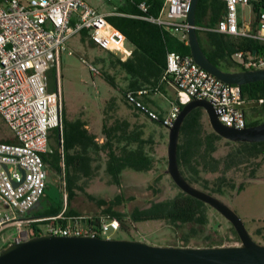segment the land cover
Here are the masks:
<instances>
[{
	"label": "built area",
	"instance_id": "built-area-1",
	"mask_svg": "<svg viewBox=\"0 0 264 264\" xmlns=\"http://www.w3.org/2000/svg\"><path fill=\"white\" fill-rule=\"evenodd\" d=\"M119 1L134 5L139 11L138 15H123L171 29L183 38L188 36L191 0H162L157 15L150 14L151 5L145 0ZM220 1L226 5L223 18L214 27L196 25V30L250 38L264 46V11L257 14L253 11L254 3L261 0ZM108 16L86 0H31L28 4L0 0V115L16 139L15 143L0 142V241L3 244L28 240L31 225L36 222L46 223L40 225L43 229L38 226L39 235L111 238L112 233L119 231L120 222L115 219L102 217L99 226L93 227L87 221L92 219L90 215L68 216L65 181L61 182L60 196L64 209L59 214L45 220L29 216L47 188L43 155L52 152L51 131L63 129L64 101L59 73L62 56L74 55L69 48L70 40L85 31L98 46L121 55L122 60L132 53L125 46L126 36L108 21ZM235 56L237 67L264 68V55L238 52ZM82 60L93 75L99 73L95 65ZM53 71L55 84L51 79ZM162 81L175 91L171 109L165 115L161 116L145 102L151 95L149 89L127 90L124 98L143 116L167 128L182 108L195 99L209 101L226 126L246 127L242 108L246 100L241 87L217 79L196 64L191 55L168 53ZM7 229H14L8 239L2 236Z\"/></svg>",
	"mask_w": 264,
	"mask_h": 264
},
{
	"label": "trees",
	"instance_id": "trees-1",
	"mask_svg": "<svg viewBox=\"0 0 264 264\" xmlns=\"http://www.w3.org/2000/svg\"><path fill=\"white\" fill-rule=\"evenodd\" d=\"M140 1L143 0H136V2ZM145 1L151 5L150 14L157 15L161 9L162 0ZM116 11L122 14H139L134 5L127 3H122V6L117 8ZM225 11L226 5L220 0H198L195 14L196 25L214 27L223 18ZM253 11L256 14L259 11H264V0L255 2ZM108 21L120 30L129 43L134 46L132 56L127 61L122 62L116 53L98 46L85 31L81 33V41L86 42L88 39L91 45L101 48L108 54H112V56L115 55L117 65L134 77L129 86L130 89L142 88L145 85L156 86L164 74L168 53L176 52L181 55H191L187 35L185 38L178 37L164 27L125 15L110 16ZM197 32L203 51L209 60L222 70H244L237 67L233 60L238 52L264 55V46L256 40L216 32ZM142 73H145L146 76L144 77ZM104 78L111 86L117 88L112 77L105 75ZM51 79L55 84V71L52 72ZM52 88L54 89V87ZM241 90L244 98L251 103H259V100H264V81L245 84L241 86ZM125 102L131 109L137 111L126 100ZM262 112L263 119L253 122L250 126L264 122V103ZM137 113L139 112L137 111ZM160 115L163 114L160 113ZM104 116L103 135L105 141L102 144H99L96 137L86 129L87 124L85 122L77 120L70 123L63 117L62 132L56 129L55 134H53L56 141L54 145H51L52 152L43 155L47 173L56 172L61 175V180L66 182L69 202L76 196V190L81 189L78 182L82 179L92 178L100 167L104 169L105 174L110 178V182L120 187L122 186L124 171L133 170L147 173L152 170L155 164V157L150 146L154 145V142L151 138H145L144 125L140 126L135 123L133 129L130 130L128 122L114 119L113 116L109 118L105 111ZM3 122L5 123L0 115L2 126ZM151 122L165 128L158 121ZM223 140L211 129L207 114L203 109H195L187 116L180 133L178 163L182 175L190 184L200 185L204 191H209L207 190L209 179H203L202 172L216 173L220 170L227 172L244 165L247 159L258 160L261 156L264 159V142L250 144L226 141L230 145V152L224 160V168L222 169L221 160L214 157L213 154L218 151L219 144ZM0 142L15 143L16 139L14 137L12 139L5 138L0 139ZM101 153L106 154L105 163H100L96 159V156ZM98 163L99 165H95ZM219 180L223 183L227 181L226 177ZM231 188L234 189L235 185L231 184ZM90 198L93 199V197ZM122 201H124L123 196H117L102 213L92 216L89 214L92 219L89 218L87 221L91 226L98 227L100 219L107 217L108 219L118 220L123 229L128 224V220L133 223L165 220L174 226L185 227L190 225L193 228L196 225L203 227L208 222L206 204L182 191L171 199L150 202L149 207L136 208L131 213L120 212L113 208V205L120 204ZM102 203L106 204L104 201ZM63 209L64 205L61 200L57 203L50 198V204L48 203V207L41 214L42 216L51 217L59 214ZM67 215L73 217L81 214L69 209ZM45 224V222L33 223L30 238L39 235L41 230L38 226ZM63 224H67V221H64ZM232 231L234 239L239 242V237L234 228H232ZM195 232L196 230L193 229V233ZM99 237L106 238L102 235H99ZM183 239L185 243L178 246H190V235L185 236ZM7 245L9 243L3 245L2 248ZM213 246H223V244L207 245V247Z\"/></svg>",
	"mask_w": 264,
	"mask_h": 264
},
{
	"label": "rangeland",
	"instance_id": "rangeland-1",
	"mask_svg": "<svg viewBox=\"0 0 264 264\" xmlns=\"http://www.w3.org/2000/svg\"><path fill=\"white\" fill-rule=\"evenodd\" d=\"M19 1L28 4L31 0ZM86 1L99 11H113L122 6V2L119 0L110 3L105 0ZM248 11L250 10L248 9ZM78 39L79 37H76L70 41V48L73 49L74 55L64 54L60 63L59 82L63 94L65 119L70 123L77 120L87 122L94 128L93 131L97 132L102 128L104 111L110 118L116 114L118 109L124 108L126 112H129L132 121L137 125H144L145 138L153 140L154 145L150 146L155 157V164L152 170L147 173L133 170L124 171L122 186L120 187L112 184L104 169L100 167L92 178L82 179L78 182L81 189H77L74 199L68 202L67 213L69 209L81 214L79 216H87L88 214L92 216L102 213L108 208L110 202L114 201L119 195L123 196L124 201L113 205V208L124 213H129L134 208L148 207L150 202H159L175 197L180 189L176 187L166 173L168 165V130L149 121L126 105L124 92L128 88L123 84L124 79L120 78L118 80L120 69L116 62V56H112L106 51L103 53L101 48L91 45L88 39L84 42L85 45L82 46ZM83 58L98 68L99 73L97 75L90 72L88 65L83 62ZM233 59L237 60V57L234 56ZM105 75L115 80L117 88L106 81ZM174 93V91H171L169 94L174 96ZM161 104L166 112L170 111L171 106L164 99H162ZM51 133L55 134V130ZM13 137V133L7 125L3 122L2 126L0 123V139H12ZM55 141L54 137L52 145ZM229 152L230 145L226 143V140L221 141L215 157L221 159L222 169ZM96 159L100 163H105L106 154H98ZM96 165H99V163ZM202 175L203 179H209L211 188L217 187L219 184L225 187L227 183L219 180L222 177H226L229 183H233L236 187L244 184V190L240 194L237 189L225 188V195L218 193L213 195L227 202L247 225L253 239L259 244H264V160L262 156L258 160L247 159L244 165L227 172L222 170L216 173L202 172ZM49 177L51 184L59 188L61 175L56 172H49ZM195 186L203 190L200 185ZM206 192L210 193L209 191ZM90 197H93V199ZM49 201V199L42 201V210L48 207ZM103 201L106 204H103ZM209 215V224L202 230L196 229L197 233L194 234L190 242L191 247H204L219 243H222L223 246L240 245V241L234 239L233 227L228 220L213 209H209ZM43 227L39 226L41 229ZM185 228L186 231H189L192 226L189 225ZM12 232L14 233V229H7L2 236L8 239ZM111 236L113 239L143 240L152 245L178 246L185 243L182 231H177L166 221H146L133 224L128 222L124 229L112 233Z\"/></svg>",
	"mask_w": 264,
	"mask_h": 264
},
{
	"label": "water",
	"instance_id": "water-1",
	"mask_svg": "<svg viewBox=\"0 0 264 264\" xmlns=\"http://www.w3.org/2000/svg\"><path fill=\"white\" fill-rule=\"evenodd\" d=\"M197 4L198 0H191L188 16V45L195 63L227 84L241 87L264 81V68L225 71L209 60L196 30ZM195 109H203L213 132L232 143L264 142V122L241 129L228 127L220 121L209 101L195 99L186 104L173 124L166 128L169 133L166 173L183 193L209 205L228 220L239 237L240 245L184 247L152 245L134 239L42 234L2 248L0 264H264V244L253 239L239 215L227 202L190 184L180 171L178 146L181 128ZM46 194L59 203V190L53 184L48 185Z\"/></svg>",
	"mask_w": 264,
	"mask_h": 264
},
{
	"label": "crops",
	"instance_id": "crops-1",
	"mask_svg": "<svg viewBox=\"0 0 264 264\" xmlns=\"http://www.w3.org/2000/svg\"><path fill=\"white\" fill-rule=\"evenodd\" d=\"M100 12L109 15L108 17H110V16H121V15L124 16L122 13H119L118 11H116V9L113 10V11H100ZM165 29L171 31L173 34H175L178 37H183V35L181 33H177L176 34L175 31H173L171 29H168V28H165ZM76 37H79L78 41L81 43L82 46H84L85 43L81 41L82 35L80 34V35H78ZM76 37H74V38H76ZM73 39H71V40H73ZM70 44L71 43L69 42V48H70ZM125 46H126V48L129 51H131L133 53L134 46L131 43H129L128 40L126 41ZM70 49H72V48H70ZM104 52L105 51H103V53ZM132 53H131L130 56H128L124 60L121 59V55H119V54H116V55L118 56V58L122 62H125V61H127L132 56ZM119 69H120V75L118 76V80L120 78L121 79H124L123 80L124 86H126L127 88H129L131 82L134 80L133 75L132 74H129L128 72H126L125 70H123L120 67H119ZM142 74H143L144 77L146 76L145 73H142ZM163 75L161 76V78L157 82L156 86H154V87H152L151 85H145L142 88H138V89H130L129 88V90L139 91L140 89H149L151 91V95L145 99V102L148 103L152 108L158 110L160 113H162L163 115H165L168 111L167 112L165 111V109L163 108V105L161 104V101H162V99H164L171 106V102L174 101L175 95L174 96H170L171 94H169V93L171 91H174V89L171 88V86L168 83H165V82L162 81ZM135 80H136V78H135ZM112 116L114 117V119H118V120L120 119V121H126V122H128L130 124V130L133 129V126H134L135 122L132 121L131 116L129 115V112L128 111L126 112V110L124 108L118 109L116 111V114H114ZM104 119H105V116H104V112H103V119H102V125H101L102 128H101V130H99L97 132H94L93 131L94 128L92 126H90L89 123L85 122L87 124L86 129H88V131L92 135H94L96 137V141L99 144H102L105 141V136L103 135V121H104ZM3 245H5V244H3L2 241H0V248H2Z\"/></svg>",
	"mask_w": 264,
	"mask_h": 264
},
{
	"label": "flooded vegetation",
	"instance_id": "flooded-vegetation-1",
	"mask_svg": "<svg viewBox=\"0 0 264 264\" xmlns=\"http://www.w3.org/2000/svg\"><path fill=\"white\" fill-rule=\"evenodd\" d=\"M245 103L242 105V108H243V110H244V112H245V115H246V119H247V124H246V126H250V124H252L253 122H255V121H261L262 119H263V112H262V110H263V103H264V100H259V103H251V102H249V101H247V99L245 98ZM165 127V126H164ZM165 128H167V127H165ZM213 156L215 157L216 155L215 154H213ZM217 158V157H216ZM218 159V158H217ZM263 159V158H262ZM219 160H221V159H219ZM264 160V159H263ZM226 162V161H225ZM179 164V163H178ZM180 168V167H179ZM181 171V170H180ZM227 179V178H226ZM255 180H256V178H255ZM61 182H62V180H61ZM174 183V182H173ZM224 183H227V185L225 186V187H223V186H220V185H217V187H210V185L208 184V188H207V190H209V192H210V194H214V193H218V194H221V195H225L226 194V191H225V188H231V184H233V183H229V181H228V179H227V181H224ZM49 184H51V182H50V177H49V173H47V188H46V190L48 189V185ZM175 184V183H174ZM228 184H230L229 186H228ZM177 187V186H176ZM244 184H241L240 186H238V187H236L235 186V188L234 189H237V191H238V193L240 194L243 190H244ZM232 189V188H231ZM46 190H45V195H44V197H43V199L32 209V211H30V213H29V216L30 217H34V218H36V219H40V220H45V219H47V218H49L50 216H42V214H41V212L43 211L42 209H41V204H42V201L43 200H50V198H49V196L46 194ZM58 190H59V195L61 196V184H60V187L58 188ZM219 190H221V191H219ZM181 191V190H180ZM179 194V193H178ZM238 194V195H239ZM235 201V199L233 200V202ZM50 202V201H49ZM48 202V203H49ZM205 204V203H204ZM207 206V210H206V215H207V217H208V222H207V224L205 225V226H203V227H199L198 225H196V226H194V228L192 227L189 231L187 230L186 231V228L185 227H189V225L188 226H174V225H171V226H173L177 231H182V237L184 238L185 236H189L190 235V237H191V240H192V237L194 236V234H196L197 233V231L195 232V233H193V229H198V230H202L204 227H206L208 224H209V221H210V215H209V209H213L212 207H210L209 205H206ZM37 207H40V208H37ZM149 207V206H148ZM145 208H147V207H145ZM134 209H136V208H134ZM140 209H144V208H140ZM214 210V209H213ZM133 211V210H132ZM132 211H130L129 213H131ZM89 215V214H88ZM154 221H165V220H154ZM128 222H129V224L130 223H132L133 224V222H131V221H129L128 220ZM167 222V221H166ZM244 222V221H243ZM168 223V222H167ZM169 224V223H168ZM245 224V223H244ZM246 227H247V225H245ZM121 229H123L122 227H121V224H120V228H119V230H121ZM248 229V228H247ZM249 231V230H248ZM252 236V235H251ZM191 240H190V242H191Z\"/></svg>",
	"mask_w": 264,
	"mask_h": 264
}]
</instances>
